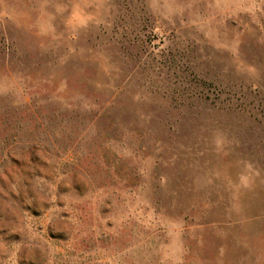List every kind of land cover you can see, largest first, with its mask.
Masks as SVG:
<instances>
[{"label": "rangeland", "instance_id": "rangeland-1", "mask_svg": "<svg viewBox=\"0 0 264 264\" xmlns=\"http://www.w3.org/2000/svg\"><path fill=\"white\" fill-rule=\"evenodd\" d=\"M0 264H264V0H0Z\"/></svg>", "mask_w": 264, "mask_h": 264}]
</instances>
